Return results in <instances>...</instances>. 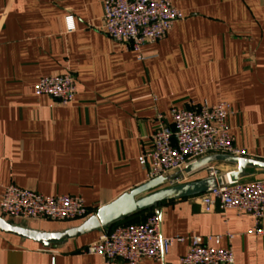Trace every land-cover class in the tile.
<instances>
[{
    "label": "crops",
    "instance_id": "crops-1",
    "mask_svg": "<svg viewBox=\"0 0 264 264\" xmlns=\"http://www.w3.org/2000/svg\"><path fill=\"white\" fill-rule=\"evenodd\" d=\"M103 1L0 0V198L15 185L42 196H80L88 210L69 222L0 215L10 225L43 233L77 227L146 183L139 158L151 148L156 117L169 124L172 107L229 104L235 114L226 123L240 157L264 162V0H170L183 19L139 53L101 33ZM66 72L76 83L71 104L34 94L40 78ZM156 210L164 237H220L218 247L232 251L233 264H264V234H254L249 215L219 206L204 212L196 197ZM102 233L45 248L0 230V264H125L80 252ZM187 247L174 244L162 262L139 264H178Z\"/></svg>",
    "mask_w": 264,
    "mask_h": 264
},
{
    "label": "built area",
    "instance_id": "built-area-1",
    "mask_svg": "<svg viewBox=\"0 0 264 264\" xmlns=\"http://www.w3.org/2000/svg\"><path fill=\"white\" fill-rule=\"evenodd\" d=\"M99 30L112 43L139 53L143 46L163 40L174 22L182 20V13L170 0H104ZM66 31H74L72 17L67 16ZM36 96H47L61 106L71 104L76 96V83L70 72L39 79L34 87ZM235 112L229 104H202L196 108L169 110V124L156 117L157 126L150 136L151 148L140 156L148 181L162 178L161 188L192 182L203 172L206 178L226 179L232 171L222 173L209 164L201 171L186 173L184 169L210 155L240 157L227 126V118ZM204 212L216 206L249 215L254 234L264 231L259 224L264 219V178L233 182L228 179L204 194L196 196ZM88 210L80 196H42L15 185L7 186L0 198V215L24 221L69 222L83 219ZM220 237L166 238L161 233L160 217L156 209L138 223L115 224L93 243L80 250L99 256L106 262L121 260L125 264H139L143 259L162 262L174 244L188 243L186 253L178 264H233L229 248H219ZM213 241L215 246H209Z\"/></svg>",
    "mask_w": 264,
    "mask_h": 264
},
{
    "label": "water",
    "instance_id": "water-1",
    "mask_svg": "<svg viewBox=\"0 0 264 264\" xmlns=\"http://www.w3.org/2000/svg\"><path fill=\"white\" fill-rule=\"evenodd\" d=\"M212 163H223L233 166L235 170L226 178L233 182L241 181L255 173L264 174V162L228 155L206 156L187 166L184 171L192 173ZM226 179L217 178L215 180L206 178L175 187L161 188L163 180L162 178H156L131 190L129 193L121 195L110 204L100 207L94 215L84 220L77 227L60 232L43 233L10 225L0 217V230L26 237L45 248H61L67 241L82 235L96 231L107 233L114 224L156 209L162 203L196 197L207 193ZM22 222L26 221L22 220Z\"/></svg>",
    "mask_w": 264,
    "mask_h": 264
},
{
    "label": "trees",
    "instance_id": "trees-1",
    "mask_svg": "<svg viewBox=\"0 0 264 264\" xmlns=\"http://www.w3.org/2000/svg\"><path fill=\"white\" fill-rule=\"evenodd\" d=\"M152 210H153V209H152ZM152 210L146 211L145 213L147 214V213L151 212ZM143 214H144V213H143ZM139 216H140V215H137V216H135V217H132V218H130V219H127V220L123 221L122 223H118V224L133 223V220L136 219V218L139 217Z\"/></svg>",
    "mask_w": 264,
    "mask_h": 264
}]
</instances>
